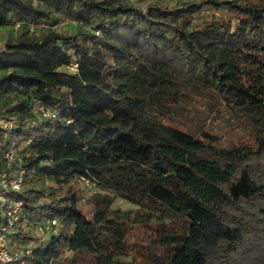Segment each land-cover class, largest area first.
I'll use <instances>...</instances> for the list:
<instances>
[{
    "label": "trees",
    "instance_id": "1",
    "mask_svg": "<svg viewBox=\"0 0 264 264\" xmlns=\"http://www.w3.org/2000/svg\"><path fill=\"white\" fill-rule=\"evenodd\" d=\"M65 20L77 29L38 28ZM5 28L0 121L15 125L0 127V173L15 149L30 221H58L26 260L264 264V0H0Z\"/></svg>",
    "mask_w": 264,
    "mask_h": 264
},
{
    "label": "built area",
    "instance_id": "2",
    "mask_svg": "<svg viewBox=\"0 0 264 264\" xmlns=\"http://www.w3.org/2000/svg\"><path fill=\"white\" fill-rule=\"evenodd\" d=\"M19 26L20 23L15 24L14 29L17 30ZM38 28L49 29L51 27L43 23ZM71 69L77 71L78 65L73 64ZM31 112L43 118H57L56 112L46 108L37 99H34ZM14 125L13 120L0 121V127L6 134L13 129ZM2 147L4 148L5 144ZM4 157L7 169L0 173V264H25L26 257L32 252V246H20L19 249L14 250L10 247L9 239L30 233V230L39 238L55 235L58 232V221L47 220L38 223L30 221L25 203L16 196L22 191L24 183L25 171L22 167V159L13 148H6ZM83 181L92 186L88 180L83 179Z\"/></svg>",
    "mask_w": 264,
    "mask_h": 264
},
{
    "label": "rangeland",
    "instance_id": "3",
    "mask_svg": "<svg viewBox=\"0 0 264 264\" xmlns=\"http://www.w3.org/2000/svg\"><path fill=\"white\" fill-rule=\"evenodd\" d=\"M156 2V3H168L170 5H173L177 0H129V2L131 4H133L134 6L136 7H139V8H146L148 3L149 2ZM216 15L219 16V13L216 12ZM78 25L75 24L74 22H71L70 20H65V21H59V23L57 24V26H53L51 27L52 30H57V31H62V30H74V29H77ZM9 30L10 29H0V43L2 41H4L6 39V37L9 35ZM204 99V98H203ZM201 99L199 98H192V99H189L187 103H185L184 106H186V108H188L189 110H201V111H205L206 113L209 114V109L207 107V105L205 104V102L203 103L202 101H200ZM206 101V98L204 99ZM177 120L175 121L177 123V125L182 128V129H186L187 127V124H190V121L187 117H184L182 114L180 113H177ZM210 131H219V129L217 127H212V125L208 126V128ZM216 131V132H217ZM221 133H223L222 131H219ZM239 136L243 137V134L242 133H237V135L235 134H226V137L229 138L230 141H232L233 143H237L238 139H239ZM248 139V136H244L242 138V140H246ZM19 151L22 153H28V149H27V144H23ZM74 186L76 189L80 190V192H82L84 194V196H89V194L93 193L94 192V187H92L91 185H88L86 184L82 179H77L75 182H74ZM113 208H120L124 211H128V210H136L138 207L132 205L131 203H129L128 201L124 200V199H121V198H118L116 199L114 205H113ZM88 210V209H87ZM32 232V233H31ZM30 233L33 234H29L31 237H35L36 239L31 241V240H20V242L18 241V239H16V241L14 242L15 240V236L14 237H11L9 239V243H10V247L11 249H14V250H17L19 249L20 246H28V245H34V246H37L40 244V241L41 243H44L47 245L51 242V236H45V237H41L39 238L37 236V234H35L33 231L30 230ZM141 232L140 231H136L134 233V237L132 236V240H134V238L136 236H141ZM14 242V243H13ZM25 264H32L31 260H26ZM55 264H58V261L55 263Z\"/></svg>",
    "mask_w": 264,
    "mask_h": 264
}]
</instances>
